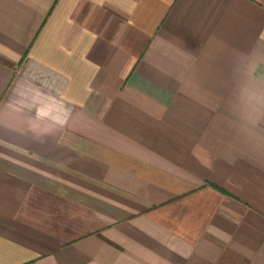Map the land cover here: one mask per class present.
<instances>
[{
  "label": "crops",
  "instance_id": "crops-1",
  "mask_svg": "<svg viewBox=\"0 0 264 264\" xmlns=\"http://www.w3.org/2000/svg\"><path fill=\"white\" fill-rule=\"evenodd\" d=\"M0 264H264V0H0Z\"/></svg>",
  "mask_w": 264,
  "mask_h": 264
}]
</instances>
